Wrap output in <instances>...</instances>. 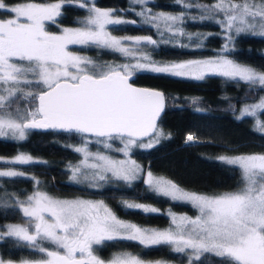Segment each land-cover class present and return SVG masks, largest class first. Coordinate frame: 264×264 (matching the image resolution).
Here are the masks:
<instances>
[{
    "label": "snow or ice",
    "instance_id": "snow-or-ice-1",
    "mask_svg": "<svg viewBox=\"0 0 264 264\" xmlns=\"http://www.w3.org/2000/svg\"><path fill=\"white\" fill-rule=\"evenodd\" d=\"M135 2L144 6L147 0ZM73 3L88 13L83 20L77 21L80 26L61 28L59 33L47 31L46 24L57 25L62 7ZM197 7L224 14L225 18L217 21L226 32L223 47L213 58L158 62L142 51V46L157 45L156 40L111 35L107 26L135 22L114 19L118 10L97 7L94 0H60L52 4L29 2L10 8L0 0V9L8 11L12 17L0 19V93H7L0 94V112L4 113L0 114V137L23 140L27 131L37 128L79 134L83 146L75 151L82 153L84 158L79 164L70 166L72 181L86 182L94 188L112 181L131 185L141 178L142 168L129 153L134 147L150 149L164 136L157 120L166 107L165 92L132 85L130 81L137 73L195 80L216 74L249 85L264 86V72L236 63L224 55L234 43V35L248 32L264 36V0L259 3L243 0L240 4L218 0L215 5ZM137 15L154 25L161 37L164 36L160 31L162 25L173 35H185L178 27L184 21L183 13H152L151 9L142 7ZM70 45H96L136 62L105 65L106 70L96 71L99 66L91 59L69 51ZM26 87L41 90L23 92ZM19 93L37 106L23 112L17 108L13 115L7 109ZM258 109H264V98L257 104L245 105L240 110V118L255 117ZM256 128L264 133V122L257 119ZM145 137L149 139L148 143L142 142ZM91 138L105 148L112 147L109 141L119 140L123 147L117 151L127 158L116 160L101 152H90ZM193 140L189 134L187 141ZM217 160L241 169L243 187L222 195H201L147 172L144 182L150 190L173 201L189 202L199 211L194 218L172 214V226L168 229L125 223L103 201L54 199L37 192L26 201H18L24 215L30 218L27 226L6 225V231L0 232V240L15 237L18 242H26L46 254L47 259L34 264H145L129 253H118L108 260L95 254L94 245L114 239L139 241L145 246L168 244L176 252L190 251L189 264H194L203 253H214L224 258L225 264H264V154L219 156ZM29 162L32 158L23 154L12 161ZM18 175L22 173L0 172V177ZM125 206L142 209L145 213L158 211L134 203L125 202ZM43 241H50L57 250L40 247ZM0 264L13 262L0 258Z\"/></svg>",
    "mask_w": 264,
    "mask_h": 264
},
{
    "label": "trees",
    "instance_id": "trees-1",
    "mask_svg": "<svg viewBox=\"0 0 264 264\" xmlns=\"http://www.w3.org/2000/svg\"><path fill=\"white\" fill-rule=\"evenodd\" d=\"M23 1L41 3L60 0H4L6 6ZM242 1V0H235ZM96 6L118 10L116 15L124 21L113 25L111 31L118 35H139L151 37L157 45L142 46L154 60L164 62L187 58L215 57L225 44V32L221 24L222 12H206L197 5L210 6L218 0H147L145 7L151 11L164 10L184 14V21L178 24L185 35L164 32L161 37L157 28L137 15L141 5L131 0H94ZM239 2V3H240ZM192 5V7H187ZM57 25L46 24L48 31H59L63 26H78L88 14L86 9L73 3L64 5ZM9 12L0 9V18L9 17ZM195 17V19H193ZM200 17H205L200 19ZM210 17V18H209ZM167 41V42H165ZM183 45V46H182ZM77 50L93 60L103 69L106 64L122 63L128 58L110 49L96 45H73ZM226 57L252 65L264 71V36L241 33L234 35V43L229 45ZM29 79L32 77L29 76ZM134 82L157 87L166 93V107L158 121V128L164 133L158 143L150 149L134 147L130 155L141 166V178L131 185L112 181L101 187H91L86 182L77 183L70 179V166L80 159L75 151L77 144L83 143L79 134L56 130H29L23 140L0 137V156H12L19 152L29 153L37 160L17 164L25 174L0 177V228L7 222H26L18 201H22L35 190H43L62 197L84 196L100 198L121 219L135 222L148 228H169L172 214L189 217L199 215L198 209L189 202L173 201L150 190L145 184V173L151 171L168 177L184 189L218 194L237 191L243 187L242 171L238 166L226 165L217 157L233 153H264V133L256 128V121L264 122V109L257 115L240 118L239 108L246 100H257L264 94V86L249 85L238 79H230L216 74L207 75L203 80L172 77L163 74L137 73ZM40 88H24L23 92H39ZM36 103H29L23 93L11 104L7 111L15 113L19 108L35 109ZM3 113V112H0ZM192 134L194 140L185 138ZM111 148L97 144L95 138L89 143L91 149H102L114 156L122 146L119 140L109 141ZM6 165L0 160V166ZM126 203L146 205L158 211L145 213L142 209H129ZM40 247L49 251L57 248L50 241H43ZM94 252L108 260L118 253H130L141 260H164L173 264H189V252H176L171 245H142L128 239L106 240L94 245ZM0 256L13 262H37L47 258L46 254L26 242H18L15 237L0 240ZM194 264H225V259L214 253H203Z\"/></svg>",
    "mask_w": 264,
    "mask_h": 264
},
{
    "label": "rangeland",
    "instance_id": "rangeland-1",
    "mask_svg": "<svg viewBox=\"0 0 264 264\" xmlns=\"http://www.w3.org/2000/svg\"><path fill=\"white\" fill-rule=\"evenodd\" d=\"M132 2H135V0H131ZM29 2H32V3H38V4H52V3H58V2H55V1H53V2H48V3H41V2H35V1H23V2H18V3H14V4H11V5H9L8 7L10 8V7H12V6H15V5H18V4H24V3H29ZM232 2L233 3H236V4H240V3H242L243 2V0L240 2V1H235V0H232ZM240 2V3H239ZM256 2L257 3H259L260 2V0H256ZM97 7H99V6H97ZM143 7H145V5L143 6ZM100 8H102V9H110V8H106V7H100ZM152 13H167V14H173V15H179V14H176V13H171V12H169V11H164V10H158V11H152ZM231 14V13H230ZM14 15V14H13ZM88 15V14H87ZM86 15V16H87ZM85 16V17H86ZM9 18H12L11 16H9V17H7V18H0V19H9ZM114 19H120L117 15H115L114 17H113ZM144 18V17H143ZM225 17H223L222 18V20L224 19ZM251 22V21H250ZM257 23L259 24V20L257 21ZM80 25H78V26H63L62 28H76V27H79ZM113 25H109V26H107V31H109L110 33H111V35H113V36H115V37H145V36H139V35H118V34H115V33H113L112 31H111V27H112ZM237 26H239V25H237ZM178 27H179V25H178ZM180 28V27H179ZM161 29L164 31V32H166V33H169V32H167V30L166 29H164V27H163V25L161 26ZM223 29H224V27H223ZM48 31V30H47ZM60 31V30H59ZM59 31H49V32H52V33H59ZM174 31H175V29H174ZM259 31H260V28L259 27H257V29H256V32L257 33H259ZM224 32H225V29H224ZM248 33V32H247ZM170 34H172V33H170ZM225 34H226V32H225ZM257 35H259V34H257ZM131 42L129 41L128 42V44H130ZM72 46L73 45H70L69 46V51H71V52H73L74 54H76V55H79V56H83V57H86V58H89L87 55H85V54H83V53H81V52H79V51H77V50H74V49H72ZM127 46V45H126ZM143 51V50H142ZM144 52H146V51H144ZM128 59L126 60V61H124V62H122V63H111V62H109L108 64H106V65H111V66H117V65H121V64H126V63H135L136 61H135V59H133V58H129V57H127ZM208 58H213V57H202V58H187V59H181V60H169V61H164V62H180V61H187V60H201V59H208ZM228 59H231V60H233V61H235L236 63H239V64H241V65H246V66H250V67H252V68H254L256 71H258V72H264V71H261V70H259V69H257V68H255V67H253L252 65H249V64H247V63H244V62H241V61H238V60H236V59H234V58H231V57H227ZM89 59H91V58H89ZM92 60V59H91ZM93 61V60H92ZM104 70H106L105 68H103V69H100V71H104ZM0 94H3V95H7V93H0ZM261 98H264V94L263 95H261L257 100H254V101H252V100H246L245 102H243L242 104H241V106H240V108H239V111H238V114L240 115V110L245 106V105H252V104H257V103H259L260 102V100H261ZM258 110H260V109H258ZM257 110V111H258ZM16 113V112H15ZM15 113H13V115H15ZM0 114H4V113H0ZM192 135V134H191ZM7 138H12L11 136H7ZM185 140L187 141V137L185 138ZM143 143H148L149 142V139L148 138H146V139H143V141H142ZM110 143V142H109ZM103 145V144H102ZM83 146V143H81V144H77L74 148L76 149L77 147H82ZM123 147V145L120 147V148H122ZM120 148H118V149H120ZM88 149H89V151L90 152H92V153H97V152H101V153H103V154H105V155H108V156H110V157H112L113 159H116V160H124V159H126L127 157L124 155V153L123 152H120L121 154L120 155H118V156H114V155H112V154H110L109 152H107V151H105V150H102V149H91L90 148V145L88 144ZM21 154H23V155H26V156H30L31 158H32V161H35V160H37V157H35V156H33V155H31V154H29V153H25V152H19V153H16V154H14V155H12V156H0V160H2L3 162H5L6 163V165H4V166H0V172H4V171H16V172H19V173H22V174H25L20 168H18V166H17V164H19V163H12V161H14V159L18 156V155H21ZM241 154H244V155H247V154H264L263 152H250V153H233V154H228V155H222V156H235V155H241ZM129 155H130V153H129ZM83 154L82 153H80V159L78 160V161H76L75 163H73L71 166H74V165H77V164H79L82 160H83ZM130 158L132 159V160H134V161H136L135 159H133V157H131V155H130ZM90 163L91 162H93V161H89ZM136 163L137 164H139L137 161H136ZM140 165V164H139ZM147 172L148 171H146V173H145V180L147 179ZM153 175L154 176H157V177H162V178H164V179H167V180H170V181H172L171 179H169L168 177H166V176H164V175H160V174H154L153 173ZM172 182H174V181H172ZM175 183V182H174ZM182 188V187H181ZM184 189V188H183ZM186 191H190V192H195V193H198V194H201V195H208V196H215V195H222V194H225V193H230V192H235V191H230V192H224V193H218V194H207V193H203V192H197V191H192V190H188V189H185ZM238 191V190H237ZM37 192H39V193H43V194H47L49 197H52V198H54V199H67V200H72V199H77V198H79V199H84V200H92V201H103V200H101L100 198H93V197H84V196H74V197H62V196H56V195H52V194H50V193H48V192H46V191H43V190H35V191H33L32 193H30V194H28L21 202H23V201H26L27 200V198L28 197H30V196H32L34 193H37ZM104 202V201H103ZM105 204V203H104ZM105 205H107V204H105ZM25 206H27V205H25ZM108 206V205H107ZM109 207V206H108ZM110 208V207H109ZM111 209V208H110ZM22 212H23V210H22ZM23 215H24V213H23ZM116 215V214H115ZM117 216V215H116ZM176 216H183V214H178V215H176ZM24 217H25V219H27V221L26 222H7V223H5L3 226H2V229L0 228V232H4V231H6V228H5V226L6 225H22V226H27V224H28V221H29V217H26L25 215H24ZM117 218L119 219V220H121V221H123V222H125V223H131V224H135V225H137V226H139V227H142V228H148V227H144V226H141V225H139V224H137V223H135V222H131V221H128V220H124V219H121V218H119L118 216H117ZM194 218V217H193ZM33 223H34V221H33ZM153 229H159V230H164V229H168V228H164V229H160V228H153ZM173 247V246H172ZM130 254V253H129ZM190 254H191V252H190ZM131 255H133V256H136V255H134V254H131ZM0 258H1V256H0ZM47 259V258H46ZM111 259V258H110ZM4 260V259H3ZM4 261H9V260H4ZM143 261H145V264H173V263H170V262H167V261H164V260H160V259H156V260H143ZM13 262V261H12ZM13 264H22V261H19V262H13Z\"/></svg>",
    "mask_w": 264,
    "mask_h": 264
},
{
    "label": "water",
    "instance_id": "water-1",
    "mask_svg": "<svg viewBox=\"0 0 264 264\" xmlns=\"http://www.w3.org/2000/svg\"><path fill=\"white\" fill-rule=\"evenodd\" d=\"M134 78H135V76H133L132 79H131V81H130L134 87H137V88H154V89L161 90V89H159V88H157V87H152V86H147V85L137 84V83L134 82ZM161 91H163V90H161ZM36 106H37V105H36ZM164 110H165V109H164ZM163 112H164V111H163ZM163 112L161 113V115L163 114ZM161 115H160V117H161ZM160 117H159L158 120H157V124H158V121H159ZM33 130H40V131H45V130H56V131H62V130H57V129H39V128H37V129H33ZM146 138H147V137H145L144 139H146Z\"/></svg>",
    "mask_w": 264,
    "mask_h": 264
}]
</instances>
